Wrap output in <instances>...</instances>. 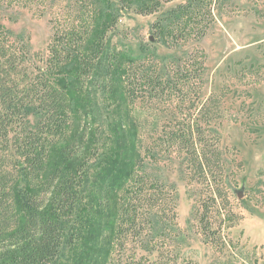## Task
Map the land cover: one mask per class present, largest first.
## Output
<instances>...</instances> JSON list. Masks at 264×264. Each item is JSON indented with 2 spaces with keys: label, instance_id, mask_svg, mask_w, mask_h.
<instances>
[{
  "label": "rangeland",
  "instance_id": "1",
  "mask_svg": "<svg viewBox=\"0 0 264 264\" xmlns=\"http://www.w3.org/2000/svg\"><path fill=\"white\" fill-rule=\"evenodd\" d=\"M150 1L143 12L123 0H0L1 79L14 56L37 82L51 46L64 57L70 36L79 47L100 32L105 51L80 75L70 131L92 137L91 163L133 165L110 264H264V0ZM121 52L137 59L129 79ZM39 119H19L9 143Z\"/></svg>",
  "mask_w": 264,
  "mask_h": 264
},
{
  "label": "trees",
  "instance_id": "2",
  "mask_svg": "<svg viewBox=\"0 0 264 264\" xmlns=\"http://www.w3.org/2000/svg\"><path fill=\"white\" fill-rule=\"evenodd\" d=\"M123 1L136 2L143 12L151 7L150 0ZM101 38L98 32L91 39H81L77 47L70 36L66 45L71 52L64 57L51 46L47 73L41 71L34 83L26 81L27 73L16 70L14 56L3 64L0 137L6 140L8 154L0 159V264H63L64 246H70L75 256L82 255L75 264H110L121 235L122 193L130 184L133 165L127 155L116 157L108 166H101V159L91 163L97 158L92 137L79 128L70 131L71 107L77 99L74 89L79 87L80 75H89L97 67L105 51ZM4 49L0 46V63L8 55ZM120 55L122 76L129 79L137 59ZM53 69L57 75L51 78ZM12 74L21 76L22 90L10 78ZM32 111L40 115L37 126L13 134L10 144L13 125ZM114 131L127 142L128 133ZM97 166L101 170L96 173Z\"/></svg>",
  "mask_w": 264,
  "mask_h": 264
}]
</instances>
